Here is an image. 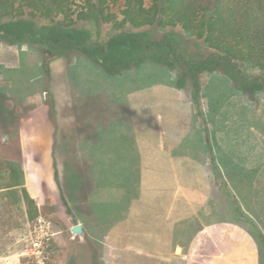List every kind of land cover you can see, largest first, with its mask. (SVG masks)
Here are the masks:
<instances>
[{"label": "rangeland", "instance_id": "rangeland-1", "mask_svg": "<svg viewBox=\"0 0 264 264\" xmlns=\"http://www.w3.org/2000/svg\"><path fill=\"white\" fill-rule=\"evenodd\" d=\"M110 13L117 15L115 21L77 22L75 44H64L67 33L41 17H26L16 26L10 21L5 23L3 33L10 37L14 33L21 35L33 25L39 41L27 38L11 43L0 38V193L11 185L26 188V175L32 170L42 184L32 186L38 217L9 232L14 242L7 244V255L0 257V264H105L101 243L98 246L91 238L84 240L72 233L78 217L72 207L71 187L62 184L58 158L72 157V150L89 152L94 133H121L117 130L132 109L142 110L138 133H153L152 126L155 132L160 130L156 127H161L159 133H163V118L175 116L177 126L173 128L171 123L169 132L176 135L173 140L178 147V167L176 172L168 171L169 179L164 182L153 179V172L152 176L146 174L141 184L144 196L134 212L141 216V228L139 222H132L131 227L139 233H161L156 215L160 209L168 214L167 199L174 197L175 202L173 194L178 200L185 190L189 195L192 192L196 200L193 228L190 215L180 217L177 223L162 228V232L169 233V239L183 245L191 229L195 235L204 224L221 217L223 210L225 221L237 222L258 241L264 262V235L256 221L259 219L239 211L234 193L239 191L241 178L249 176L248 170L228 168L236 153L233 146L242 151V161L264 162L263 73L226 67L208 70L200 62L208 59L210 50L181 27L120 28L123 18L119 6L107 11V15ZM129 33L145 38L137 43L113 42L115 37ZM168 41L182 56L170 51ZM91 43L99 50L89 56L80 47L89 50ZM96 138L102 139L100 135ZM122 139L119 135L109 138L102 145L105 149L95 152L103 155L98 168H91L94 175L104 176L106 171L101 169L111 166L106 152L123 147ZM52 146L51 154L48 150ZM220 148L224 153L218 154ZM250 148L255 159L248 154ZM122 157L117 155V159ZM47 158L49 162H45ZM224 160L223 170L219 163ZM26 163L32 170H26ZM67 168L68 181L89 180L90 170L85 163ZM131 180L125 183L130 185ZM93 210L100 220H96L94 230L100 233L106 228L103 221L107 209L96 202ZM143 246L153 248V244ZM213 260V256L197 255L192 264ZM132 261L139 264L138 253L131 264Z\"/></svg>", "mask_w": 264, "mask_h": 264}, {"label": "crops", "instance_id": "crops-1", "mask_svg": "<svg viewBox=\"0 0 264 264\" xmlns=\"http://www.w3.org/2000/svg\"><path fill=\"white\" fill-rule=\"evenodd\" d=\"M174 102V105H176V99H174ZM131 113L124 118L121 129L117 130L121 133H94L95 138L92 140L94 148L90 147L89 152L78 153L72 150L70 152L73 155L72 157L68 158L62 155L58 158L62 184L71 187L72 207L78 217V222L73 226L82 224L86 232V235L83 236L84 240L91 238L98 246L101 243L104 263L125 264L128 261L131 264V260L137 259L138 253L139 264H176L178 261L181 264H187V262L192 264L197 255L214 257L213 263L202 261L201 264H264L262 262L261 246L258 241L248 230L242 229L237 222L225 221L223 210L221 217H218L211 224H204L203 227L195 231V235L194 230L191 229V236L183 245L178 241L175 242V240L169 239V233L162 232V228L170 226L172 222L177 223L180 217L190 215L193 228V212L196 200H194L195 197L192 192L189 195L185 190L183 194H179L180 202H177L179 199L176 200V193L173 194L175 195V202L174 197L171 200L172 202L170 201L171 196L167 199L168 214L160 209L156 215L155 223L160 227L159 232L161 233H147L146 231L139 233L136 228L131 227L132 222H139L138 227L141 228V216L139 213L135 214L134 212L136 207H140L144 196L141 184L146 179V174L152 176L153 172V179L164 182L163 180L169 179L167 178L169 173L171 171L176 172L178 167V147L173 140L176 135L169 132L171 123L173 128L177 126L175 116L170 115L169 118H163L165 127L163 133H159L162 131L159 126L156 127L160 129L158 132H155V128L152 126L153 133H138V117H140L142 110L132 109ZM109 125L106 129L109 128ZM99 135L102 139L96 138ZM116 135L123 137L121 142L123 147H112L106 152L108 159L111 161V166L105 165L101 170L106 171L104 176L107 177L94 175L91 168H98L97 163H99L100 156L103 155L102 152L100 156L95 152L103 151L105 148L102 149V145L107 144L109 138ZM156 136L159 138L156 139ZM145 147L148 148V151H145ZM232 148H236V153L233 155L231 167L228 168L238 170V167H241V169L248 170L249 175L241 178L239 181L241 185L237 184L239 185V191L234 190L238 198L237 206L239 205V211L245 216L255 220L259 219V222L256 221L264 235V162L248 161L246 163L241 158L239 159L242 152L240 148L236 146ZM49 152L53 153V146L48 150ZM222 152L224 153V151ZM222 152L221 148L218 149V154ZM81 154L87 155L88 159L86 156L81 157ZM148 154L150 157L147 159L146 155L148 156ZM248 154L255 159L252 148L248 150ZM117 155L123 157L117 159ZM45 162H49V158ZM81 162L85 163L86 168L91 171H89V180L85 183L84 180L68 181V177H65L68 169L67 165L77 166V163ZM41 163L43 164V160H41ZM219 166L223 170L226 169L225 160L224 162L221 161ZM32 168L31 165L29 166L26 163V170H32ZM128 179H132L130 185L125 183ZM39 182L42 184L35 171L32 170L27 173L24 187L28 188L27 190L33 199L36 198V192L32 191V186L38 185ZM242 183L245 184L244 188ZM245 189H247L246 193H244ZM136 190L139 194L136 193ZM84 195L87 196V199L86 197L83 198ZM96 202H100L104 209H107L106 221H103L106 228L100 233L94 230V224L96 220H99L96 217V211L93 210V204ZM216 215H219V210ZM175 225L177 226V224ZM136 242L139 244L137 245ZM150 244H153V248L143 246ZM129 254L131 255L129 256ZM132 263L137 264L134 261Z\"/></svg>", "mask_w": 264, "mask_h": 264}, {"label": "trees", "instance_id": "trees-1", "mask_svg": "<svg viewBox=\"0 0 264 264\" xmlns=\"http://www.w3.org/2000/svg\"><path fill=\"white\" fill-rule=\"evenodd\" d=\"M115 6H119L123 18L118 24L120 28L181 27L210 50L208 59L201 61L200 66L243 72L258 69L263 73L264 84V0H0V38L11 43L27 38L39 41L33 25L21 35L14 33L10 37L3 32L7 21L16 26L26 17H41L67 33L64 44H73L77 22L115 21L116 14L107 15ZM144 38L145 35L129 33L115 37L113 42L137 43ZM168 47L182 56L176 53L172 41H168ZM80 48L89 56L99 50L93 43L89 50ZM19 186H8L0 193V257L7 255V244L14 242L10 241L9 232L24 227L39 215L35 200L26 188Z\"/></svg>", "mask_w": 264, "mask_h": 264}, {"label": "water", "instance_id": "water-1", "mask_svg": "<svg viewBox=\"0 0 264 264\" xmlns=\"http://www.w3.org/2000/svg\"><path fill=\"white\" fill-rule=\"evenodd\" d=\"M72 233L75 236H84V235H86V232H85L84 227H83L82 224H77V225L73 226Z\"/></svg>", "mask_w": 264, "mask_h": 264}, {"label": "built area", "instance_id": "built-area-1", "mask_svg": "<svg viewBox=\"0 0 264 264\" xmlns=\"http://www.w3.org/2000/svg\"><path fill=\"white\" fill-rule=\"evenodd\" d=\"M42 229H43V227H42Z\"/></svg>", "mask_w": 264, "mask_h": 264}]
</instances>
